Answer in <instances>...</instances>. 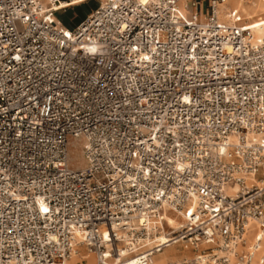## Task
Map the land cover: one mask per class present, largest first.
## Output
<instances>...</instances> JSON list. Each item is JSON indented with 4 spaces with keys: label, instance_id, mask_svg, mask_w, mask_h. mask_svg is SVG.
<instances>
[{
    "label": "built area",
    "instance_id": "1",
    "mask_svg": "<svg viewBox=\"0 0 264 264\" xmlns=\"http://www.w3.org/2000/svg\"><path fill=\"white\" fill-rule=\"evenodd\" d=\"M60 10L0 0V264H264V32L225 0Z\"/></svg>",
    "mask_w": 264,
    "mask_h": 264
},
{
    "label": "rangeland",
    "instance_id": "2",
    "mask_svg": "<svg viewBox=\"0 0 264 264\" xmlns=\"http://www.w3.org/2000/svg\"><path fill=\"white\" fill-rule=\"evenodd\" d=\"M60 1H69V0H60ZM99 1L100 0H87V1H84L83 3H79L77 5L64 8L63 10H60L57 12L56 17L60 20V22L63 24V26L67 30L72 31L74 29V26H76L91 10H93L94 7L97 5V3H99ZM226 3H228L227 0H226ZM248 3L252 7L250 0H248ZM228 6L232 10L234 9L233 7L230 6V4H228ZM261 12H262L261 9L257 10L256 12H253L248 9H246V11H241V10L238 11L237 15L239 19H241L239 24L240 25L241 24L251 25L255 22L263 21L264 14H261ZM251 13H253L252 15L254 16L253 20H249V21L245 20V18L247 17V14H251ZM82 142L83 141L81 139H69L68 144H67V162H68L69 168L80 169L85 165V161H84L83 153H82ZM227 190L230 191V193L227 195H233V193L235 192L232 185H228V187L226 188V191ZM226 191H225V194H226ZM176 220L179 222V226H180L181 225L180 219L177 218ZM173 248L178 249L179 252H184L183 254L181 253V257L178 258V260L185 258V257H189L192 254V251L190 250L189 246L186 245L185 243H178L176 245H173ZM160 253H162V251ZM159 254H156L153 257L154 259L152 262H155L156 260H162V257L158 256ZM73 260H76V261L74 262L71 261L69 263L70 264H92L93 262L92 256H90L86 261H82L81 259L78 260L75 258ZM172 261H177V260L166 259V262H172Z\"/></svg>",
    "mask_w": 264,
    "mask_h": 264
},
{
    "label": "bare ground",
    "instance_id": "3",
    "mask_svg": "<svg viewBox=\"0 0 264 264\" xmlns=\"http://www.w3.org/2000/svg\"><path fill=\"white\" fill-rule=\"evenodd\" d=\"M84 1H87V0L60 1V8L64 9V8H67V7H71V6L77 5L79 3H83ZM250 1H251V5H252L253 8L258 7V5H259L258 2L259 3L262 2V1L264 2V0H262V1H260V0H250ZM225 2H226V0H225ZM247 2H248V0H236V5H235L233 10L236 11V12L240 11L241 9H243L242 8L243 4H245ZM261 14H264V6H263V10H262ZM251 25H252V27H254V29H255L257 34L264 32V20L260 21V22H255V23H253ZM229 193H230V191L227 190L226 194H229ZM167 220H168L169 226L171 227V229H173V231L171 233L172 234L175 233L178 230V228L180 227L179 226V222L176 219H173V218H168ZM168 237L169 236H166V235H159L158 236V240L161 241L162 243H164V242L168 241ZM181 253L183 254L184 252H179L178 249L173 248V246H169L168 248L164 249L162 251V253H160L158 255V256L162 257V260H156L155 262H152L153 259H154L153 258L151 260L150 264H166L167 263L166 259H168V260H171V259L178 260V258L181 257ZM74 258L80 260V257H73L66 264H70L69 262H71V261H73V262L76 261V260H73ZM172 262H174V261H172Z\"/></svg>",
    "mask_w": 264,
    "mask_h": 264
},
{
    "label": "crops",
    "instance_id": "4",
    "mask_svg": "<svg viewBox=\"0 0 264 264\" xmlns=\"http://www.w3.org/2000/svg\"><path fill=\"white\" fill-rule=\"evenodd\" d=\"M260 1H262V0H260ZM227 2L228 3H226V8L228 9V10H232L229 6H228V4H231L230 6L231 7H235V5H236V0H227ZM232 2V3H231ZM258 7H255V8H253V7H251L250 6V4L247 2V3H245V4H243V6H242V8L243 9H241V11L243 10V11H246V9H248V10H251V11H253V12H256L257 10H259V9H261V11L263 10V6H264V2L262 1V2H258ZM57 14V13H56ZM253 13H251V14H247V17L245 18V20H247V21H249V19L250 20H253V18H254V16L252 15ZM261 15V14H260Z\"/></svg>",
    "mask_w": 264,
    "mask_h": 264
},
{
    "label": "trees",
    "instance_id": "5",
    "mask_svg": "<svg viewBox=\"0 0 264 264\" xmlns=\"http://www.w3.org/2000/svg\"><path fill=\"white\" fill-rule=\"evenodd\" d=\"M78 22H79V21H78ZM78 22H77V23H78ZM77 23H76V24H77Z\"/></svg>",
    "mask_w": 264,
    "mask_h": 264
}]
</instances>
